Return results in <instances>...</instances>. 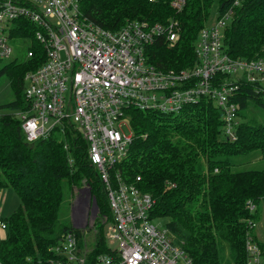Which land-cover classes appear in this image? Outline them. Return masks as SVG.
Segmentation results:
<instances>
[{"label": "trees", "instance_id": "obj_1", "mask_svg": "<svg viewBox=\"0 0 264 264\" xmlns=\"http://www.w3.org/2000/svg\"><path fill=\"white\" fill-rule=\"evenodd\" d=\"M219 0L218 14L233 6L234 15L224 29L226 51L241 58L264 57V0ZM216 0H186L183 8L172 0H79L84 16L110 30L128 20L151 23L178 21L179 38L171 47L158 39L150 48L151 61L162 69H182L195 62V44ZM34 41L36 55L28 60H10L0 69L9 78L14 98L0 104V190L12 187L20 205L7 217L8 233L0 239L1 264H59L49 247L69 230L61 223L60 209L66 191L80 187L84 178L95 197L98 215L108 214L105 185L91 165L87 143L81 136L70 138L65 149L59 133L28 142L17 110L26 107V72L44 60L43 47ZM21 31L12 32L13 37ZM240 104L236 138L223 136V120L211 98L188 104L177 113L130 109L135 136L128 156L115 170L124 180L141 176L139 186L156 199L155 218H166L174 237L184 241L195 264H246L245 238L252 214L247 201L264 199V167L233 170L231 156L259 151L264 157V123L252 124L241 115L255 104L264 109V97L253 86L243 84L237 94ZM146 134V137L144 135ZM69 156L73 157L70 163ZM205 162V168H203ZM105 221H97L95 243L89 260L112 252ZM256 235V234H255ZM257 236V235H256ZM257 238V237H256ZM258 240V238H257ZM263 254L264 243L260 242ZM228 248L229 255L224 252ZM56 259V260H55Z\"/></svg>", "mask_w": 264, "mask_h": 264}, {"label": "built area", "instance_id": "obj_2", "mask_svg": "<svg viewBox=\"0 0 264 264\" xmlns=\"http://www.w3.org/2000/svg\"><path fill=\"white\" fill-rule=\"evenodd\" d=\"M185 3L172 0L178 9ZM233 15L229 6L200 30L193 66L162 69L151 61L150 48L158 39L170 47L175 44L178 21L128 20L110 30L84 16L79 0H0V60H17L10 43L15 39L28 43L21 60L36 55L22 19L33 23V37L44 50V60L25 74L26 107L17 110L26 140L32 143L55 131L69 151V139L81 136L111 209L105 222L110 224L106 238L112 252L89 260L71 229L49 247L59 264H195L184 241L152 215L156 199L139 186L141 176L126 181L115 167L128 156L134 140L130 109L177 114L188 104L211 98L222 114L224 138H236L238 91L248 84L264 97V57H234L226 51L224 29ZM13 30L22 33L13 37ZM81 190L87 197L77 198L73 217L78 225H88L96 209H89L90 188ZM247 207L257 212L252 200ZM0 226L7 228L2 219ZM247 226L246 264H264L255 235L257 220L248 218Z\"/></svg>", "mask_w": 264, "mask_h": 264}, {"label": "rangeland", "instance_id": "obj_3", "mask_svg": "<svg viewBox=\"0 0 264 264\" xmlns=\"http://www.w3.org/2000/svg\"><path fill=\"white\" fill-rule=\"evenodd\" d=\"M218 6H219V0H216V2L211 8V14L207 19L206 24L212 23L219 15V14L217 15ZM10 43L13 47V59H17V60L23 59L26 55V49L28 43L26 41H22L18 39L11 40ZM10 60L11 59L0 60V69ZM13 98H14V92L11 88L9 78L5 75L0 76V104L12 100ZM239 111L240 108L238 110V118L236 119L238 124H239ZM241 115L246 119V121L252 124L264 123V109L258 105L252 104L248 106V108L244 109L241 112ZM124 130L126 132L131 131V129L128 126H125ZM55 133L57 134V132ZM230 158L231 161L233 162V170L260 169L264 167V157L257 150H252L249 153L240 154L237 156H231ZM203 168H205V162H203ZM84 187L90 188L89 183H87V185L81 184L80 187L75 186L72 191L65 190L66 191L65 198L64 201L62 202L60 209V221L61 223H67L72 219L73 226L77 227V229L80 230L79 231L80 236L78 237L80 250L81 251L86 250L87 253L90 254L91 250L93 249V244L95 243L94 235L97 227L96 226L97 221L100 220L104 222L105 220H108V214L104 216L98 214L96 216L93 215L92 219L89 217L88 225L85 224L86 226L78 225V223H76L74 217H71L72 206L75 205V202L78 197H83V196L87 197V192L85 190L84 191L81 190ZM20 203H21V199L19 198V196L12 187L8 186L2 188L0 190V219L2 217L9 216L20 205ZM89 206H90L89 207L90 212H92L91 200H89ZM95 212L96 211H94V213ZM255 214H257V217L255 218L257 220L255 233L257 232L256 235L258 240L264 243V199H262L261 202L257 204V212ZM166 220H167L166 218H159L157 221L160 223H166ZM109 227L110 224L108 222L105 223V228H104L105 236H108ZM7 233H8V229L2 228L0 226V239L5 238L7 236ZM224 255L225 256L229 255L228 248H226Z\"/></svg>", "mask_w": 264, "mask_h": 264}, {"label": "water", "instance_id": "obj_4", "mask_svg": "<svg viewBox=\"0 0 264 264\" xmlns=\"http://www.w3.org/2000/svg\"><path fill=\"white\" fill-rule=\"evenodd\" d=\"M82 182H83V185L87 184V183H86V178H84ZM89 194H90V192H89ZM93 202H94V206L97 207V203H96V200H95V197H94V196H93ZM94 211H96V212L94 213ZM94 211H93V215L96 216V215L98 214V207H97V209L94 210ZM71 213H72L71 217H73V215H74V206H72V211H71Z\"/></svg>", "mask_w": 264, "mask_h": 264}, {"label": "flooded vegetation", "instance_id": "obj_5", "mask_svg": "<svg viewBox=\"0 0 264 264\" xmlns=\"http://www.w3.org/2000/svg\"><path fill=\"white\" fill-rule=\"evenodd\" d=\"M89 192H90V195H89V200H91L92 199V208L93 209H97V207L96 206H94V202H93V196H92V194H91V191L89 190ZM95 218V217H94Z\"/></svg>", "mask_w": 264, "mask_h": 264}, {"label": "crops", "instance_id": "obj_6", "mask_svg": "<svg viewBox=\"0 0 264 264\" xmlns=\"http://www.w3.org/2000/svg\"><path fill=\"white\" fill-rule=\"evenodd\" d=\"M257 233V232H256Z\"/></svg>", "mask_w": 264, "mask_h": 264}]
</instances>
